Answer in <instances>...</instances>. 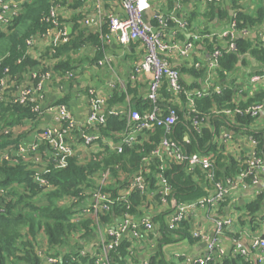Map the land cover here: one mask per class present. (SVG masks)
<instances>
[{"label":"trees","instance_id":"trees-1","mask_svg":"<svg viewBox=\"0 0 264 264\" xmlns=\"http://www.w3.org/2000/svg\"><path fill=\"white\" fill-rule=\"evenodd\" d=\"M20 1L17 14L9 22L0 23V77L5 75V68L8 69L7 75L9 76L7 85L0 93V264H77L72 260V256L77 255L78 250L84 247L79 243L72 246L71 239L77 231L84 230L83 235L78 237L82 239L84 234L89 233L88 230H92L96 225L91 217L78 210L83 205L85 192L95 189L97 175L108 172L111 179L110 183L104 186V190L110 192L111 198H116L117 190H123L127 185V179L141 167V157L148 154L163 136L178 140L187 152L198 150L210 155L216 175L220 180L224 177L233 179L243 169V162L233 156L228 158L217 144L216 137L221 127L231 129L234 127L228 117L224 114H216L214 109L245 107L253 101H264V89L246 99L236 98L239 92L237 91L238 83L241 85L243 83V78H241L243 74L248 75L264 68V0H257L253 7L247 6L245 9L241 5L242 0L238 3L227 0L228 7L223 2L179 0V8L184 7L181 15L186 22L187 31H191V23L197 21L199 17L198 8L201 2L207 5V10L199 12L203 15L204 20H201L204 23L225 25L229 20H234L236 29L239 30V37L234 38L235 49L221 48L223 49L221 56L217 59L218 64L214 68L217 74L216 82L221 86V91L209 93L196 100L197 108L202 113H207L205 118L209 117L210 126L202 124L195 128L189 119L183 98L176 99L165 85L159 91V103L164 109L166 106H171L177 112V120L169 133L157 127L150 132L147 141L133 146L126 145L122 152L116 153L104 149L91 152L85 157L72 153L64 156L63 164L58 163L57 156L50 155V148L47 144L40 146L41 162L35 163L31 157L17 156L16 149L19 144L31 140L42 129V127L37 128L42 115L34 112L31 104L14 102L13 97L15 86L25 76L29 77L28 73L34 70V66L38 63L37 58L29 53L30 48L26 46V39L31 36L38 37L39 34L52 27V23L45 22L43 18L49 15L52 6L67 4L68 0ZM175 1L167 0V8H174ZM160 4L165 3L161 1ZM159 8L155 10V13L162 17L165 15L166 22L169 25L173 24L172 19L168 18L169 15L163 14ZM58 20L62 23L60 18ZM149 22L151 25L158 24L159 18L152 15ZM220 27L221 25L218 28ZM247 29L261 30L255 37L246 38ZM85 32L76 34L66 43L60 42L59 45L53 46L54 58L63 53L66 55L65 60L56 61L53 66L56 73L62 77L66 71L73 70L74 67V60L72 61L69 57V52L78 51L87 42L95 47H101L99 31L98 34L96 32L85 34ZM102 32H108L106 25H103ZM261 32H263V38L258 37ZM203 46L206 54L209 55L221 45L216 40H205ZM50 49L49 45L45 51L49 52ZM98 53L100 54L99 51ZM251 62L256 65L253 66L252 71L245 73L242 69L248 67ZM175 68L180 72L179 83L182 87L200 86L197 79L205 75L204 68L195 67L193 63L188 67L180 65ZM238 71L243 72L238 74ZM184 73L193 77L192 83L185 82L182 77ZM129 90L131 93V89ZM246 90L243 89L242 92ZM130 93L128 92L129 95H133ZM124 98V92L114 91L107 102L111 106ZM62 101L65 100L62 99ZM130 106L133 110L141 112L151 108L152 104L136 93L135 98L132 96L130 100ZM108 110L111 109L108 108ZM253 119L254 117L249 114H235L233 118L241 126L249 125ZM126 121L124 115L109 114L99 129L103 135H112L117 138V135L124 131ZM34 128L37 129L34 130ZM27 131L31 133L26 137ZM243 132L251 135L257 140L259 146L264 147V129L243 128ZM185 135H187V140H184ZM148 164L149 171L144 179V189L149 193H154L157 199L160 196L157 192L158 186L155 184V168L158 161L156 158L149 159ZM249 176L252 177V175ZM164 177L170 187L168 197L177 202L195 200L209 194L212 190L211 183L205 180L200 169L187 174L183 166L171 163L165 169ZM145 196L139 189H134L130 194L129 204L116 200L108 213L99 215V222L113 224L125 213L133 218L139 216L142 213L140 207ZM260 199L259 196L244 206L250 215L259 208ZM225 203L227 202H221L220 206ZM160 224L159 243L161 244L179 238L181 235L185 236L190 243L197 240L190 232V222L187 219L180 221L174 228H169L161 222ZM130 245L128 238L124 237L116 249L111 251L112 264H125L124 257ZM67 246L68 248L64 250ZM61 250L64 251L61 252ZM46 256H53L57 259L50 262ZM89 264H93L92 260H89ZM146 264L171 263L169 259L161 255L158 257L155 254ZM207 264H249V261L239 254L230 253L225 255L220 262L209 261Z\"/></svg>","mask_w":264,"mask_h":264},{"label":"built area","instance_id":"built-area-1","mask_svg":"<svg viewBox=\"0 0 264 264\" xmlns=\"http://www.w3.org/2000/svg\"><path fill=\"white\" fill-rule=\"evenodd\" d=\"M71 1V0H69ZM84 1V0H80ZM87 2V0H85ZM211 2H224V0H207ZM237 3L239 0H233ZM91 3V13L85 15L80 24L83 26L94 27L99 31L101 47H95L96 51L102 53L101 58L96 61L97 65H106L108 68L112 66V57L104 51L103 38L108 39L113 35L116 42L122 45H127L132 42L137 43V46L142 49L144 56L133 66V72L141 73L147 79V88L144 98L150 101L152 107L144 109L141 112L133 110L130 106L128 94L123 88L127 100L126 106V127L117 138L112 135H103L99 126L105 123L106 117L109 114L123 115L118 110H106L104 105L106 98L97 94L94 87L87 88V113L83 121H78L68 106L59 101H46V84L53 80L55 72L49 68V65L44 61L38 68L28 73L29 80L20 82L15 86L13 101L18 104H31L32 109L39 115H53V122L44 126L37 132L34 138L25 143L19 144L16 149L17 156L22 158L31 157L35 163L41 162L40 146L47 144L49 146L50 155L57 156L58 163H64V156L72 153L81 155L80 152H96L106 149L110 152H122L124 146H133L142 144L147 141L155 128H163L167 133L170 132L172 125L177 120V112L175 108L159 103L160 89L166 85V89L172 93L176 99L183 98V104L189 119L195 128L202 126L205 122L207 113H202L196 106V100L206 96L209 93H219L221 86L210 87L208 79L211 77L214 68L217 66V59L221 56L224 48L229 50L235 49L234 38L239 37V30L236 29L234 20H229L225 25L221 23V27L217 29L193 28L191 31H186V38L182 41L164 39L162 32L157 30L149 21H146L144 14L152 8L149 0H89ZM120 4L122 14L114 12L115 4ZM179 8V0L175 1ZM19 5H12L8 0H0V23H6L17 14ZM60 5H55L50 8L49 15L43 18L45 22H51L52 27H49L46 32L39 36H31L26 39L27 48H32L38 40H46L47 46H51L49 57L54 59V47L58 43L64 42V30L60 29L59 13ZM154 17L159 18V23L165 26V21L162 16H159L155 11L152 13ZM151 15V16H152ZM106 25L108 32L103 33L102 27ZM178 26L186 29V22L181 19ZM97 31V32H98ZM244 34V31H242ZM174 34V31L171 33ZM205 40H216L220 44V48L207 55L206 65L199 61H191L193 66L205 69V83L199 87H182L179 83L180 72L174 66H171L167 58L176 57L180 60H189L191 50L199 42ZM223 48V49H221ZM5 75L0 77V93L8 82V69H4ZM215 72V71H214ZM216 74V73H215ZM133 75V74H132ZM74 76V70L66 71L64 78L69 79ZM242 81L245 86H249L248 96L264 89V68L259 71H253L251 74L244 75ZM116 81L119 83V79ZM203 82V81H202ZM242 92V90L240 91ZM264 110V101H253L245 107L234 106L232 108H222L214 110L215 113L224 114L227 116H235V114H249L256 118ZM252 145L248 155L241 160L244 163L243 169L237 173V177L242 179H250L254 183L261 182L264 187V147L259 146V143L251 135H249ZM187 140V135L184 136ZM259 146V147H258ZM31 154V155H30ZM156 158L158 164L155 168V184L158 186L157 192L160 194L158 199L161 201L171 200L176 207V215L171 223L167 226L174 228L177 224L188 219L187 214L190 210L207 207L208 210L215 208L221 202H227L231 195L233 186L230 178L224 177L218 179L216 169L213 166L210 155L200 151L187 152L183 149L181 143L172 137L163 136L159 139L156 145L149 151L148 154L141 157V167L127 179V185L123 190H117L116 198L110 197V192L104 190V186L108 185L111 175L108 172L97 175L95 189L85 192L83 205L78 209L82 214L99 219L100 214L108 213L115 203L121 201L129 204L130 194L134 189H139L142 194L147 197V190L144 189V179L149 171L148 160ZM176 163L183 166L187 174H191L196 169H200L206 181L212 185V190L209 194L201 196L195 200L177 202L173 198L168 197L169 185L164 177V171L169 164ZM196 175V173L194 174ZM249 175H252L250 177ZM113 185V184H112ZM154 198V193H149ZM236 199H234L235 202ZM258 212L256 220L258 226L264 228V206L254 211ZM146 212L133 218L125 213L121 215L113 224L106 227L103 237H99L100 242L94 251L82 248L78 250V254L72 256V260L77 264H81L83 259L92 260L93 264H112L110 256L111 251L115 250L124 237L128 238L130 247L125 255V264H134L133 262V245L140 242L150 232L155 230L153 218H149ZM189 220V219H188ZM231 219L217 218L215 219V227L211 234L202 232L201 230H192L191 234L197 241L203 242L204 254L197 257L187 256L180 252H175L170 255L172 260H181L192 264H207L209 261H214L216 258L220 260L222 257V249L219 247V236L221 235L225 225H230ZM264 232L253 240V247L259 250V262H264ZM235 254L243 256L245 260H250L249 251L242 247L240 243L234 249ZM47 260L54 262L57 258L46 256ZM217 260V261H218ZM148 263L146 260L143 264Z\"/></svg>","mask_w":264,"mask_h":264},{"label":"crops","instance_id":"crops-1","mask_svg":"<svg viewBox=\"0 0 264 264\" xmlns=\"http://www.w3.org/2000/svg\"><path fill=\"white\" fill-rule=\"evenodd\" d=\"M8 1L12 5H19L21 2L20 0ZM161 1L165 4L161 5ZM166 1L167 0H150L149 2L151 3L152 8L145 12L144 17L146 21H150L152 13L160 7L159 9H161V12L163 14L169 15L168 18L172 19L174 23L169 25L166 22V17L164 15L163 19L165 21V26L160 23L153 24V26L162 32L164 39L182 41L187 36V30L185 28L179 27L178 22L183 17L181 12L184 7L178 8L177 6L175 7V4L174 8L168 9V4H166ZM255 2H257V0H242L241 5L245 9L247 6L253 7ZM227 3V0H224L223 4L227 5L228 7ZM113 10L118 14H122V8L118 3L115 4ZM205 10H207V5L204 2H201L199 4L198 11L204 12ZM199 12L197 21H193L191 23V30L194 27L203 29H217L221 24L208 25L204 23V21L201 20L203 19V15H200ZM58 13L60 20H62V23L60 22V29H63L65 34L63 43H66L69 39L71 40L73 36L79 34L80 32L86 31V34L95 32L97 33L98 31L94 27L83 26L80 24L81 19L85 15L91 13V3L89 0H87V2L85 0H68L67 4L60 5ZM260 30L261 29H247L245 36L246 38H253ZM172 31H174L173 35L171 34ZM102 42L104 45V51H106L112 57L111 68H108L106 65L96 64V61L101 58L102 53L99 54L98 51L95 50V46L92 43L87 42L78 51L69 52L68 54L71 60H74V76L70 80L64 79L62 75H59L56 73V70L53 69L56 61L58 62L60 60H65L66 55L64 53L60 54L59 57L54 58L55 61H52V59L49 57L50 52L45 51V48L49 47L47 46L46 40H38L35 45L29 49V53L37 58L38 61L37 65L34 66L35 68H38L41 65V62L44 61L49 65V68L55 72V77L53 80L48 81L45 87L46 101H59L65 103L78 121H83L86 118L88 107L86 101V90L88 87H94L98 95L106 98L104 105L106 110L108 108L111 110H118L121 111L123 115L126 113L127 106V100L125 98L124 100L122 99V101L116 102L111 106L108 105L107 99L113 94V92L117 91L120 93L124 88L128 94V92L130 93L129 89H131V93H133V95L128 94V99L130 102L132 96L135 98L136 93L138 96L144 97L147 88V79L142 74V72H133L134 64L139 62L144 56L142 49L137 46V43L132 42L127 45H122L116 42L113 35H110L108 39L103 38ZM189 57V60H180L176 57L170 56L167 58V61L171 66L174 67L180 65L188 67L192 63L191 61L195 60L199 61L203 65H206L208 57L206 55L203 42L196 44V46L191 50ZM254 65H256V63L251 62L248 67L241 69L245 71V73L250 72L253 70L252 68ZM212 71L213 73L208 79V85L210 87H214L216 85L218 86L219 84L216 82L217 74H215L214 70ZM243 71H238V74L242 73ZM182 77L185 82H193V77L187 73H184ZM117 78L120 80L119 83L116 81ZM28 80L29 77L25 76L23 79H21V82H26ZM197 81L199 84L202 83L201 85L205 83V79L203 80V77L201 79L198 78ZM241 88L242 90H247L240 92ZM249 88L250 87L248 85L238 87L237 91L239 92L236 94V98L243 99V97L247 95V92H249ZM62 99L65 101H62ZM225 116L229 118L228 120L231 124H233L232 127H234V129L225 126L221 127V131L216 137L217 144L220 148H222V153L228 156V158L230 156H233L235 159H238V156L244 158L248 155L252 145L250 143L249 135L243 132V128L264 129V110L247 126H241L239 123L233 120L234 116ZM52 122L53 115L47 114L42 117L37 128H43ZM204 125L210 126L208 116L205 119ZM37 128H34V130ZM30 133L27 131L26 137L29 136L28 134ZM30 136L32 137L33 135ZM32 139L33 138H31V140ZM262 153L264 155V152ZM80 154V156L85 157L89 153L85 151L83 153L80 152ZM230 180L232 181L230 186H233V189L231 190L232 193L229 196L227 203L222 206L219 204L216 209L212 208L210 211L207 207H204L193 209L188 212L186 217H188L189 220L187 218L186 219L190 222V232L192 229L201 230L204 233L211 234L215 227V219L220 217H228L231 219L230 225H225L221 235L219 236V247L222 249V257L220 260L216 258L213 262H220L225 255L230 253L232 254L236 248V245L240 243L242 247L246 248L250 253L251 259L248 260L249 264H264V262H259V250L253 247V240L264 232V228H262L260 225L258 226L257 224L256 215L258 212L250 215L246 208L239 214L237 212L240 207H244L247 203L255 200L259 196L261 198L259 200V206L262 208L264 206V187L262 186L261 182L254 183L250 179L248 181L247 179L240 180L237 175ZM259 180L262 181L264 179L259 178ZM234 199H236L235 202ZM140 208L142 213L146 212L145 215L147 217L153 218L155 230L150 232L140 242L132 244L134 264H143L155 254H157L158 257L161 255L163 258L169 259L171 264H192L188 262L186 263L184 260H182V258H179L181 260H176V258L175 260H172L173 258L170 255L175 252H180L191 257H197L202 253L204 254L202 247L203 242L196 240V242L190 243V241L183 235L166 243H159V238L161 236L159 233V226L161 225L160 222L167 226L171 223L172 219L176 215V207L172 204L171 200L161 201L158 198L155 199V197L153 198L152 195L147 191V197L145 196V200L143 201ZM76 216L78 215L76 214ZM91 218L94 220L96 225H94L92 230H88L89 233L84 234L82 239L78 237L83 235L85 231H77L74 234L73 239H71L70 244L72 246H75L79 243L83 244L82 246L87 250L94 251L100 242L99 237H103L106 227L114 224L101 223L99 222V219L96 220L93 217ZM156 218L159 220H155ZM68 246L65 247L64 250H66ZM64 250H61V252ZM44 252L45 248L43 253ZM44 258L45 257L43 256V260ZM81 264H89V260L85 258L81 261Z\"/></svg>","mask_w":264,"mask_h":264},{"label":"rangeland","instance_id":"rangeland-1","mask_svg":"<svg viewBox=\"0 0 264 264\" xmlns=\"http://www.w3.org/2000/svg\"><path fill=\"white\" fill-rule=\"evenodd\" d=\"M258 37L263 38V32H261ZM243 86H245L244 82L242 83V85L238 83V87H243ZM244 210H245V207H240L237 212L239 214L240 212H243Z\"/></svg>","mask_w":264,"mask_h":264},{"label":"water","instance_id":"water-1","mask_svg":"<svg viewBox=\"0 0 264 264\" xmlns=\"http://www.w3.org/2000/svg\"><path fill=\"white\" fill-rule=\"evenodd\" d=\"M240 203H241V200H240ZM262 237H264V234L262 235ZM204 245H205V244H204V243H202V247H204Z\"/></svg>","mask_w":264,"mask_h":264}]
</instances>
